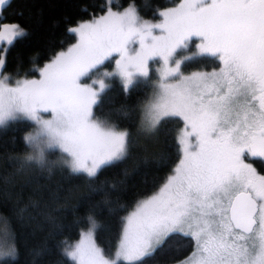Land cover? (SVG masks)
Masks as SVG:
<instances>
[{"label": "snow or ice", "instance_id": "snow-or-ice-1", "mask_svg": "<svg viewBox=\"0 0 264 264\" xmlns=\"http://www.w3.org/2000/svg\"><path fill=\"white\" fill-rule=\"evenodd\" d=\"M161 15L153 25L132 10L108 12L69 29L78 43L37 69L39 79L9 83L0 74V122L34 123L25 143L37 165L59 151L71 174L94 179L130 156L133 139L95 115L106 85L86 78L111 61L117 70L105 75L121 78L127 91L141 79L151 82L150 65L162 63L152 94L138 105L140 131L154 134L166 120L182 121L176 135L182 158L159 190L122 218L112 258L97 244L99 225L91 216L63 254L74 264H141L181 235L196 243L198 259L187 264H264V175L246 162L264 159V0H186ZM0 29V43L8 46L26 34L16 25ZM194 37L200 55L222 63L218 71L181 72L178 52ZM5 63L0 59V73ZM13 240L7 219H0V257L15 256Z\"/></svg>", "mask_w": 264, "mask_h": 264}, {"label": "trees", "instance_id": "trees-1", "mask_svg": "<svg viewBox=\"0 0 264 264\" xmlns=\"http://www.w3.org/2000/svg\"><path fill=\"white\" fill-rule=\"evenodd\" d=\"M179 0H8L0 18L4 25H16L26 33L7 47L3 73L13 77L37 75L57 53L76 44L77 33L69 29L93 20L109 9L134 6L141 18L160 19L163 10ZM110 64V63H109ZM213 57L198 56L186 61L183 70L219 67ZM137 81L125 90L119 78H113L101 94L94 113L101 119L127 129L133 139L131 154L125 160L104 167L94 179L71 174L60 163L62 154L52 151L43 166L26 162L32 149L25 136L34 124L16 119L0 126V219L6 218L14 234L15 256L0 264H74L63 254L88 230L87 217L99 228L96 242L111 254L120 238L122 218L138 200L156 191L172 174L182 155L176 142L184 124L166 120L154 134L140 131L138 105L153 90V76ZM264 175V159L252 160ZM195 248L191 237L172 235L154 255L141 264H172L183 260Z\"/></svg>", "mask_w": 264, "mask_h": 264}, {"label": "rangeland", "instance_id": "rangeland-1", "mask_svg": "<svg viewBox=\"0 0 264 264\" xmlns=\"http://www.w3.org/2000/svg\"><path fill=\"white\" fill-rule=\"evenodd\" d=\"M8 1V0H7ZM186 2V0H179V2L177 3V5H175V6H172V7H170V8H167V9H165V10H163L162 11V13L163 12H165V11H168V10H170V9H174V8H178L181 4H183V3H185ZM4 5V4H3ZM2 5V6H3ZM2 6H0V7H2ZM129 10H132V11H134L135 12V14H136V16H137V18L140 20V21H142V22H146V23H149V24H158V23H160L161 21H162V19H163V17H162V15L160 16V19H158V20H148V19H145V18H141L139 15H138V13H137V11H136V9H135V7L134 6H129V7H127V8H125V9H123V10H113V9H109L105 14H103V15H101V16H99V17H97V18H95V19H98V18H100V17H102V16H105L108 12H113V13H118V14H123L124 12H126V11H129ZM90 21H92V20H90ZM90 21H87V22H90ZM78 27V26H77ZM76 27V28H77ZM153 34H160V32H159V29H154V33ZM78 35V34H77ZM76 43H78V37H77V41H76ZM199 43H200V41H199V39L198 38H193L190 42H189V45H188V47L187 48H185V49H180L179 50V52H178V56H177V58H179V59H181V72L184 74V75H191L193 72H212V71H218L219 70V68L220 67H222L223 65H222V63H221V65L219 66V67H211L210 69H196V70H192V71H190V72H185L184 70H183V64L184 63H186V61H189L190 59H188V60H185L184 59V57L185 56H190L191 57V59L192 58H195V57H198V56H202V55H200L199 54V50H198V45H199ZM0 47H2L3 49H7V47H8V45L7 44H4V43H0ZM71 47V46H70ZM69 48V47H68ZM68 48H66L65 50H62V51H67V49ZM5 51H3L2 50V53H4ZM61 52V51H60ZM193 53H195V55H193ZM58 54V53H57ZM56 54V55H57ZM55 55V56H56ZM117 59H118V57H117ZM49 62H51V60L49 61ZM49 62H47V63H49ZM46 63V64H47ZM110 63V64H109ZM45 64V65H46ZM44 65V66H45ZM44 66H42L40 69H43L44 68ZM170 66H174V65H170ZM163 67H164V65L161 63V64H156V65H150V75H152L153 76V81H152V85H153V83L155 82V80H156V78H157V75L163 70ZM154 69V70H153ZM116 65H115V63L114 62H112L111 63V61H109V62H106L105 64H103V65H101V66H99L98 67V69H96L95 71H94V73H92V74H90V77L89 78H86V83H88V84H93V82H97L98 83V81L100 80V79H103L104 80V82H105V85H106V87H105V89L102 91V93L108 88V86L110 85V82H111V80L113 79V78H119V77H117V76H113V77H109V76H106L105 75V73H109V72H112V73H114V72H116ZM0 74H2L3 76H8V77H11L12 78V80H10L9 81V83H14V81L15 80H23V79H39V73L37 74V75H33V76H21V77H13V76H11V75H9V74H7V73H0ZM120 80H121V82H122V84L124 85V82L122 81V79L121 78H119ZM132 86H130L129 88H131ZM128 88V89H129ZM99 90V89H98ZM101 93V94H102ZM94 109H95V106H94ZM16 120V119H15ZM10 121H12L11 119L10 120H8V121H6V122H0V126H3V125H6V124H8ZM32 122V121H31ZM34 124V123H33ZM184 127V126H183ZM35 125H34V127H33V129L29 132V133H27V134H34L35 133ZM255 158H257V157H248L247 158V160H246V162H248V163H252L253 164V159H255ZM253 167H255L254 166V164H253ZM256 168V167H255ZM257 169V168H256ZM257 172L260 174V175H263L261 172H259L258 170H257ZM134 209V208H133ZM132 209V210H133ZM131 210V211H132ZM130 211V212H131ZM129 214V213H128ZM127 214V215H128ZM126 215V216H127ZM85 231H87V230H85ZM85 231H83V232H85ZM81 238V237H80ZM80 238L76 241V242H78L79 240H80ZM119 240V239H118ZM76 242H74L73 244H75ZM117 243H118V241H117ZM117 243H116V245H115V247H114V250H113V252L111 253V254H107L106 252V255L109 257V258H112L113 257V255H114V253H115V250H116V246H117ZM98 244V243H97ZM99 245V244H98ZM100 246V245H99ZM101 247V246H100ZM102 248V247H101ZM196 251V243H195V248H194V250L191 252V254L189 255V256H187L186 258H184L183 260H181V261H178V262H175V263H172V264H187V261H188V259L191 257L192 258V260L193 261H195L196 259H198V256H193V252H195ZM3 258H8V257H0V262H1V260H3Z\"/></svg>", "mask_w": 264, "mask_h": 264}, {"label": "clouds", "instance_id": "clouds-1", "mask_svg": "<svg viewBox=\"0 0 264 264\" xmlns=\"http://www.w3.org/2000/svg\"><path fill=\"white\" fill-rule=\"evenodd\" d=\"M27 135V134H26ZM29 155H31V156H33V161L32 162H36V160H35V153H31V154H29Z\"/></svg>", "mask_w": 264, "mask_h": 264}, {"label": "flooded vegetation", "instance_id": "flooded-vegetation-1", "mask_svg": "<svg viewBox=\"0 0 264 264\" xmlns=\"http://www.w3.org/2000/svg\"><path fill=\"white\" fill-rule=\"evenodd\" d=\"M2 7H3V6H2ZM2 7H0V14H1ZM0 25H4V24L1 22V18H0ZM0 30H2V29H0Z\"/></svg>", "mask_w": 264, "mask_h": 264}]
</instances>
